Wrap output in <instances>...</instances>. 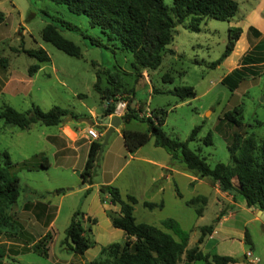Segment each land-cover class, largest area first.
Segmentation results:
<instances>
[{"label": "rangeland", "instance_id": "obj_1", "mask_svg": "<svg viewBox=\"0 0 264 264\" xmlns=\"http://www.w3.org/2000/svg\"><path fill=\"white\" fill-rule=\"evenodd\" d=\"M162 1L170 5V0ZM235 1L237 10L227 20L204 17L197 32L176 25L167 45L173 53H164L156 68L145 71L147 76L136 77L131 69V53L121 49L117 40H107L99 27L89 24L85 15L74 14L63 4L50 0H0L3 15L0 58L5 59V65H0V110L10 106L24 112L36 105L46 111L59 106L68 111L59 122L63 124L67 119L76 120L80 114L87 116L89 108L99 120L104 102L100 101L92 84L98 74L100 86L111 85L107 80L109 73L121 80L123 89L132 92V107L141 105L143 113L163 112L160 128L166 135L183 142L190 130L200 125L195 138L186 141L187 148L203 157L209 167L216 162L228 163L227 145L232 134L246 136L252 133L259 140L263 128L257 123L264 122V35L258 38V30H264V0ZM46 23L54 24L63 38L78 47L80 55L70 56L43 41L40 32ZM250 25L257 34L248 31ZM231 26L242 31L234 50L212 65L225 47L227 29ZM39 47L48 56L45 62H38L22 51ZM34 64L38 69L28 75L27 68ZM164 75L169 79H164ZM179 86H190L194 96L179 100L169 92ZM152 89L158 91L152 92ZM234 108L239 113L232 114V118L238 124L223 118L225 112ZM121 126L139 131L145 129V123L137 120L122 122ZM55 128V125L34 122L29 128L20 129L4 124L0 118V164L3 162L1 153L5 151L12 164L9 170L19 183L18 197L7 211L12 226L0 227V263L4 260L3 264H87L88 260L98 256L101 244L124 241L123 231L113 227L104 215L113 211H101L102 205L108 202L97 190L102 180L117 172L113 183L107 184L115 187L118 184L120 196L125 193L135 196L136 202L132 205L135 222L154 225L177 240L176 235L161 226L162 220L171 218L180 229L188 231V246L197 239L199 226L221 225V235L203 239L199 245L202 252L228 254L234 258L233 264H264V222L253 217V208L247 210L239 196H235L233 204L216 203L218 196L210 179L191 180L192 172L183 168L180 162H176L178 174L168 180H159L163 185L162 192L145 191V180L151 171L143 165L139 166L140 171L136 169L138 162L129 157L117 131L110 133L99 152L93 184L84 194L78 187L81 186L78 172L81 160L71 167L69 161H56L51 156L52 147L45 135L55 132ZM207 132L211 143L205 145L202 138ZM142 145L143 149L153 147L151 138ZM154 149L159 155H167L160 147ZM41 152L49 159L50 164L46 167L37 164ZM22 161L25 164H21ZM129 173H133L134 179L129 178ZM38 192L43 193L44 199ZM196 195L205 196L206 201L185 203ZM34 200L47 201L48 206L34 203ZM148 200L161 202V207H144L142 202ZM76 210L94 212L96 218V222L90 218L81 219L84 233L96 241L83 254L70 252L63 242L64 228ZM216 216L226 219L219 224ZM46 231L50 239L47 256L43 257L34 253L29 245ZM243 234H246L247 242ZM220 236L222 239L216 247L215 242ZM14 248L19 253L12 258ZM246 250L258 261H239ZM194 264L202 263L196 261Z\"/></svg>", "mask_w": 264, "mask_h": 264}, {"label": "trees", "instance_id": "obj_2", "mask_svg": "<svg viewBox=\"0 0 264 264\" xmlns=\"http://www.w3.org/2000/svg\"><path fill=\"white\" fill-rule=\"evenodd\" d=\"M57 4H63L66 9L74 14H83L88 18L90 25H96L104 34L107 40H117L121 49L127 50L132 55L131 69L136 77L141 72L156 68L164 53L173 51L168 48L172 40V33L176 25L190 30L198 31L199 23L204 17L217 20L231 18L236 10L235 0H170L166 5L162 0H50ZM0 13V21L2 20ZM248 31L256 29L248 26ZM240 28L228 27L225 47L219 57L212 65L218 64L233 49L235 41L240 35ZM40 37L64 53L78 57V47L70 40L63 38L56 26L46 23L40 32ZM22 51L35 58L38 62L48 60L47 54L42 48L22 49ZM0 65H5V59L0 58ZM38 69L34 64L27 68L30 75ZM235 69L231 70V74ZM109 86H100L99 75L92 84L93 90L98 94L101 102H104L102 116L113 112L118 99L125 102V107L119 114L120 122L126 123L130 120H137L145 123L143 131L122 128V144L126 152L131 153L144 144L149 138L152 144L162 148L170 160L182 163L183 167L198 177H207L212 183H216L220 191L239 196L246 207L261 209L264 211V122H258L263 128V134L256 140L252 133L241 136L233 133L227 145L229 162H216L209 167L205 159L186 146V141L195 138L200 125L194 126L185 141L181 142L166 135L160 126L163 123V112L150 111V116L140 114L142 107L131 106L132 92L122 88L121 80L113 74L107 73ZM164 79H169L164 75ZM158 91L152 89V92ZM171 94L179 100L194 96L190 86L174 87ZM68 111L59 106H52L42 111L38 106L31 105L24 112H18L10 106H3L0 110V118L4 124L17 126L20 129H27L34 122L45 125H56ZM239 113L236 108L223 114L226 120L234 121L232 114ZM103 128L99 127V131ZM101 138L91 140L88 145L86 159L83 168L79 172L81 182L86 187L84 194H87L97 165L99 154L97 153ZM205 145L211 143L210 133L207 132L202 138ZM3 162L0 164V227H11L9 207L16 201L19 193L18 178L10 172L11 162L8 154L1 153ZM21 164H25L22 161ZM41 167L45 165L40 161ZM98 192L106 195L107 202L116 205L118 210L109 213L110 224L123 231L125 240L122 242L113 241L99 248L98 256L87 261V264H194L196 261L202 264H229L234 258L229 255H222L211 251L202 252L199 245L203 239L212 231V224L198 227L199 235L192 245L188 243V231L180 229L177 223L166 218L161 221V226L170 230L178 237L175 240L171 234L160 228L144 222H135L132 215V205L136 202L130 194L121 198L118 188L111 184H100ZM177 195L179 193L177 192ZM197 201L205 202L206 198L196 195L185 201L186 204H194ZM143 206L152 209L161 207V202L154 203L143 201ZM197 213L199 210H196ZM196 213V214H197ZM200 215V214H199ZM219 216L215 217L217 221ZM82 212L74 211L69 223L64 228L63 242L70 252L83 254L93 245V241L84 233L81 223ZM50 239L48 231L33 241L29 248L37 255L47 256V243ZM247 242V236L244 234ZM129 240V241H128ZM2 253L0 252V258ZM1 264V263H0Z\"/></svg>", "mask_w": 264, "mask_h": 264}, {"label": "crops", "instance_id": "obj_3", "mask_svg": "<svg viewBox=\"0 0 264 264\" xmlns=\"http://www.w3.org/2000/svg\"><path fill=\"white\" fill-rule=\"evenodd\" d=\"M262 23H264V20ZM263 28H264V24H263ZM258 31H259L258 38H261V36L264 35V30H262V31L258 30ZM241 33H242V31L240 32V34ZM236 42H237V40H236ZM233 50H234V46H233V49L231 50V52H233ZM231 52L227 56H229L231 54ZM235 66H236V64H235ZM141 74L142 75L144 74V76H147V75H145L144 70L141 72ZM137 106H138V104H136L134 107H137ZM87 113H88L87 116L84 114H80V116L74 121H71V119H72L71 118L70 120L67 119L65 121V123H63V124H61V123L56 124L55 125L56 131L53 133H49V134L45 135L46 139L48 140V143L52 147L51 156L53 157V159L55 158L56 161H67V162L69 161L71 167L77 166V164L81 160L80 167L78 168V172H80L81 169L83 168V165H84V162L86 159V155H87L88 145L91 141L85 133L86 128L88 126H90L91 128L95 129L97 132H99V136L97 138L102 139V135H101L102 133L101 132H103L104 128L108 124L110 117L112 116V114H108L105 116H102V114H101V116H100L101 119L97 120L96 116L94 115L92 110H90L89 108L87 110ZM140 113H143V112H140ZM80 117L89 118L93 122V124L87 125L84 121H82L80 119ZM121 124H122V122H120L118 124V126L113 129V131L119 132L120 135H121L120 131L122 129ZM99 127H102L103 130L99 131ZM151 145L153 146V147H151L153 149H151V148L143 149V145L139 146L133 152L130 153L129 157L138 162V164H137L138 167H136L137 170L140 169L139 166L143 165L144 168H147L151 171V173L149 174V176L145 180V184H144L145 191L149 189V190H152L151 193H153V192L160 193L163 190V185L159 182V180L161 178H165V180H168L169 178L173 177L174 174H178L179 169L176 168V161H173V162L170 161L168 154L165 156L158 154L156 149H154L157 147L152 144V140H151ZM39 154H41V157H40V160L38 162L41 161L45 165V167L48 166L50 164L48 157L46 155L42 154V152ZM42 157H43V159H41ZM177 163H179V162H177ZM116 174H117V172L112 174L107 180H102V182L99 183L98 185L113 183L114 178L116 177ZM129 178L134 179L133 173H129ZM190 179L193 181H197V182L200 181V178L198 176H195L194 174H192L190 176ZM79 182H81L80 177H79ZM91 185H90V188H91ZM115 185L119 191L120 189H119L118 184H115ZM78 187H81L82 190H84L86 185L78 186ZM211 187L214 188V191L216 192V194L218 196L216 198V203L222 204V205L226 204V202L230 203V204L234 203V201H235L234 195H232L231 193L220 191L218 189L216 183H213V185H211ZM90 188H89V190H90ZM37 194H38V196H41L40 197L41 199H44V198H42L44 196L43 193L38 192ZM126 194H129V193H125V195ZM130 195H132V194H130ZM132 196H134V195H132ZM105 197H107V196L105 195ZM123 197L124 196H121V198H123ZM36 202H40V203H43L44 206H46V205L48 206L47 201L34 200V203H36ZM148 202H154V201L148 200ZM154 203H156V202H154ZM245 208L247 210H250L252 207H246L245 206ZM43 209H44V207H43ZM108 210L109 211L112 210L113 212H116L118 210V207L116 205H111L109 203H105L104 205H102V207H101L102 212L103 211L107 212ZM252 213H253V217L257 218L256 215L254 214V208L252 210ZM104 215L109 218L108 214L105 213ZM86 218L94 219L96 222L95 213L90 212L89 210L82 212V220L86 219ZM225 219H226V217H224V216L221 218L218 217L217 223L220 224ZM49 223H51V220H49ZM94 223H92V224H94ZM89 230H91V229L89 228ZM217 234L218 235L222 234V226L221 225H217V227H213L212 231L210 232V234L207 237H209V239H214L215 238L214 235H217ZM121 237L123 239L125 238L124 233ZM243 237H244V234H243ZM221 239H222V237L220 236L217 239V241L215 242L216 247L218 245V242ZM91 240L93 241L92 246H94L96 244V241L93 239H91ZM101 246H102V244H101ZM7 248H8V246H7ZM66 249L68 250L67 247H66ZM86 250L84 252H86ZM11 253H12L11 257L14 258L19 253V250L14 248ZM222 255H228V254H222ZM242 259L244 260L243 256L241 258H239V261H241ZM3 262H4V260H2L1 264H3ZM233 263H235V262H230L229 264H233Z\"/></svg>", "mask_w": 264, "mask_h": 264}, {"label": "water", "instance_id": "obj_4", "mask_svg": "<svg viewBox=\"0 0 264 264\" xmlns=\"http://www.w3.org/2000/svg\"><path fill=\"white\" fill-rule=\"evenodd\" d=\"M69 116V115H68ZM80 119L82 121H84L87 125H92L93 122L87 118V117H80ZM120 123V119H119V116L116 115V114H113L109 121H108V124L106 125V127L104 128L103 132H102V139H101V142H100V145H99V148H98V151L97 153L99 154V152L101 151L103 145L106 143L107 141V138L109 136V134L113 131V129L115 127L118 126V124ZM85 184L83 182H81V186H84ZM62 191V190H61ZM254 214L256 215V217L264 222V211H262L261 209H254Z\"/></svg>", "mask_w": 264, "mask_h": 264}, {"label": "built area", "instance_id": "obj_5", "mask_svg": "<svg viewBox=\"0 0 264 264\" xmlns=\"http://www.w3.org/2000/svg\"><path fill=\"white\" fill-rule=\"evenodd\" d=\"M125 107V102L121 99H118L115 103V106H114V109H113V112L111 113L112 115L113 114H116V115H119L122 113L123 109ZM144 116H150V112H144L143 113ZM87 137L90 139V140H94L96 139L98 136H99V132H97L95 129L91 128L90 126H88L86 128V131H85ZM102 133V132H101ZM243 258L245 261H249L251 263H255L258 261V258L256 257H253L251 252L246 250L244 253H243Z\"/></svg>", "mask_w": 264, "mask_h": 264}]
</instances>
